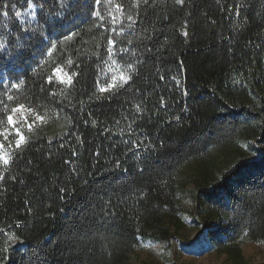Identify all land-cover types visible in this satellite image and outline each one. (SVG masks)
Wrapping results in <instances>:
<instances>
[{
    "label": "trees",
    "instance_id": "trees-1",
    "mask_svg": "<svg viewBox=\"0 0 264 264\" xmlns=\"http://www.w3.org/2000/svg\"><path fill=\"white\" fill-rule=\"evenodd\" d=\"M68 2L61 23L49 16L44 25L40 6L46 16L55 0H34V9L0 0V37L25 45L23 56L9 49L0 59V131L4 104L45 116L23 129L30 142L0 181V264H131L146 241L178 232L182 214L211 247L246 263L243 243L264 241V0H114L137 19L132 28L111 23L103 2ZM70 32L78 35L65 39ZM108 37L137 73L101 94ZM57 66L80 73L74 86L44 83ZM7 135L6 153L16 139Z\"/></svg>",
    "mask_w": 264,
    "mask_h": 264
},
{
    "label": "snow or ice",
    "instance_id": "snow-or-ice-1",
    "mask_svg": "<svg viewBox=\"0 0 264 264\" xmlns=\"http://www.w3.org/2000/svg\"><path fill=\"white\" fill-rule=\"evenodd\" d=\"M104 3L107 5V15L111 18V23H121L122 20H127L128 28H132L133 25L137 23V19L132 14H126V5L123 3H116L114 0H94L95 5H100L101 3ZM144 4H148L149 0H142ZM141 3V0H132L130 7L132 8H138L139 4ZM176 4H183L184 0H175ZM55 6L56 11H49L47 15H44V9L43 6H40V15L44 16V25H49L52 23L48 17L53 18H60L55 20V24L61 23L62 19L66 18L64 15L65 9L69 8V2L68 0H55ZM13 8H15V5H12ZM28 9H34V0H28L27 3ZM239 7V6H237ZM115 13V15H113ZM3 16L7 17L8 12L4 11L2 13ZM30 15L35 18L36 12L32 11ZM90 15L95 17L96 20L99 22V27L104 28L105 27V15H102L101 11H99L97 8L93 7L91 9ZM138 15V14H137ZM237 15H239V12L237 11ZM16 17H21L22 12L16 11L15 12ZM25 31H29L33 34H36L39 30L38 29H24ZM121 32L124 31V28L121 27ZM45 34L44 31H39V35L43 37ZM50 35V33H49ZM78 33L76 32H70L67 36H65V39H71L73 36H77ZM183 35L187 36L188 33L186 31L183 32ZM31 38V37H29ZM20 37H17V40H19ZM146 39L150 40L151 37L147 36ZM115 41L111 38H107V57L102 61L103 68L101 69V72L98 74L97 79L95 81L97 91L101 94L103 93H111V92H118L119 90H122L126 87V85L129 84L133 80L134 74L137 73V67L135 63L132 62H125V63H119L118 62V54L117 50L115 49ZM128 44H132V40L127 41ZM50 47L48 48V53H51V50L53 48L57 47V44L51 43L49 41ZM11 50L15 52V58H19L24 55L25 51V45L20 43H12L9 44V42L6 40L5 37H0V59L3 58L2 54L5 53L8 50ZM131 51L132 55H135V50H130L128 48H121L119 49L120 53H128ZM98 55V53H97ZM120 60H123V57H119ZM11 62V60L9 61ZM68 65H72L73 61L69 59L67 61ZM97 67H100L98 65ZM80 73L78 71H64L63 68L60 66H57L53 68L52 74L47 75L44 78V83L47 85H52L54 82L60 83L65 85V88L74 86L75 78H78ZM104 76L106 77V82L101 83L100 77ZM161 79H164L163 76H161ZM175 79V77L173 78ZM24 83V81L19 80L18 82H10V87L5 91L4 95L6 97V100L9 102L14 101L17 99L13 95L9 94L13 89H19L21 85ZM180 82L177 81V84ZM54 92H49V96H54ZM97 99H100V96L96 97ZM0 103H3V101H0ZM161 103L163 104V97L161 98ZM137 112L141 111V106L139 104L134 105ZM4 112L7 113L6 115V123L7 127L3 128L2 131H0V136L3 137V140H0V181H2L5 177L6 172L14 163V158L17 155L19 151H22L23 148L30 142L29 137L25 135L23 129L26 127L28 132H33L35 127L37 126V122H44L45 116L40 115L38 112L35 111L32 107H26L24 104H17L16 106L12 107L10 110L7 108V105L4 104ZM29 116H32L33 119H29ZM176 119L178 120L179 117L177 116ZM4 121L0 120V124H3ZM95 123V122H93ZM9 130H11V133L15 135V145L13 148V145L9 143L8 147L10 151L7 153L3 150L4 149V142L8 141V135ZM138 146V145H137ZM146 148L151 147L150 144L145 145ZM12 179H15V177H12ZM19 226V225H18ZM8 239L12 241V244H16L18 242V238L14 235L8 236ZM8 249L5 248V251Z\"/></svg>",
    "mask_w": 264,
    "mask_h": 264
},
{
    "label": "rangeland",
    "instance_id": "rangeland-1",
    "mask_svg": "<svg viewBox=\"0 0 264 264\" xmlns=\"http://www.w3.org/2000/svg\"><path fill=\"white\" fill-rule=\"evenodd\" d=\"M29 119L33 117L29 116ZM183 206L190 210V199H186ZM181 220L183 227L168 241H146L131 264H235L227 254L207 243L205 232L197 221L187 214H182ZM242 250L246 263L241 264H264V241H247L243 243Z\"/></svg>",
    "mask_w": 264,
    "mask_h": 264
}]
</instances>
